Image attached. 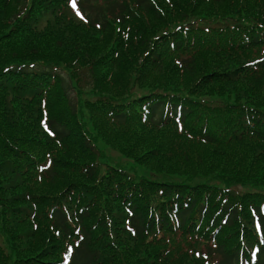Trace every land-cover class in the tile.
Wrapping results in <instances>:
<instances>
[{
  "label": "trees",
  "instance_id": "obj_1",
  "mask_svg": "<svg viewBox=\"0 0 264 264\" xmlns=\"http://www.w3.org/2000/svg\"><path fill=\"white\" fill-rule=\"evenodd\" d=\"M59 2L0 0V197L11 203L0 213V264H57L66 244L70 264H139L158 249L148 240L173 209L187 248L198 247L202 219L199 234L219 227L220 264H242L253 249V264H264V72L242 68L263 47L264 17L166 33L165 4L87 0L85 22L66 9L51 22ZM201 55L226 64L200 69ZM110 131L146 136L131 180L121 181L119 160L100 143ZM30 141L51 142L40 185ZM81 157L90 161L75 171ZM66 171L91 189L70 185ZM19 207L21 222L4 221Z\"/></svg>",
  "mask_w": 264,
  "mask_h": 264
},
{
  "label": "rangeland",
  "instance_id": "obj_2",
  "mask_svg": "<svg viewBox=\"0 0 264 264\" xmlns=\"http://www.w3.org/2000/svg\"><path fill=\"white\" fill-rule=\"evenodd\" d=\"M196 5L193 6L185 3L186 1H175L173 3V11H165L166 23H170L173 27H184L186 23H190L192 20L197 21L198 23H224L228 18L242 20L246 15L251 14L259 10L261 13H264V0H196ZM162 6L163 3H161ZM253 14V13H252ZM242 22V21H241ZM103 51V50H102ZM199 60V68H212L214 65H224L226 64L225 58L218 57L215 60H212L211 56L201 55ZM115 59L111 61L112 65ZM128 66L126 63L121 65H115V68H122ZM111 69V68H110ZM112 79V78H111ZM180 82V81H179ZM235 88H239V84L235 85ZM216 92L225 91V85H214L213 88ZM247 89L246 86L240 87V94H242ZM257 98H260L258 96ZM262 98V96H261ZM101 133L99 134L100 143L105 147L106 151L111 155L115 156L121 167L118 169L120 175L122 176L121 181H128L134 177L129 171V168L136 169L137 164L133 163L135 158L141 153V150L144 146L145 135H130L127 132L121 133ZM134 133H142L139 130H136ZM30 144L35 146L36 152H34V157L37 159L38 153L43 152V148L46 146L45 142L39 141H30ZM32 160V159H31ZM90 160L87 158L81 157L74 164L75 171L82 170L85 165H88ZM113 168L110 164L108 165ZM101 174L107 173V168H101ZM68 176V181L79 182L85 184L88 188L91 189V183L87 180L86 176L78 174L77 172H65ZM125 177V178H124ZM1 212V208H0ZM149 245V244H148ZM154 249L149 247L148 256L150 253H153ZM139 264H157V260L153 257H143L140 259Z\"/></svg>",
  "mask_w": 264,
  "mask_h": 264
},
{
  "label": "snow or ice",
  "instance_id": "obj_3",
  "mask_svg": "<svg viewBox=\"0 0 264 264\" xmlns=\"http://www.w3.org/2000/svg\"><path fill=\"white\" fill-rule=\"evenodd\" d=\"M75 6V5H74Z\"/></svg>",
  "mask_w": 264,
  "mask_h": 264
}]
</instances>
